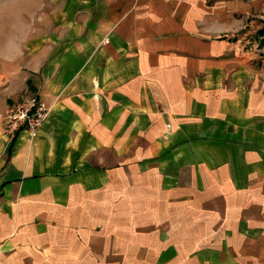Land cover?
Listing matches in <instances>:
<instances>
[{"label":"crops","instance_id":"0c3cea01","mask_svg":"<svg viewBox=\"0 0 264 264\" xmlns=\"http://www.w3.org/2000/svg\"><path fill=\"white\" fill-rule=\"evenodd\" d=\"M19 7L3 17L19 25L4 33L19 30L0 74V264L41 263L48 251L53 262L77 256L84 264L82 240L99 232L83 218L85 201L99 197L117 210L127 158L187 160L205 185L232 190L264 173V80L250 79L248 65L228 58V41L201 27L204 14L219 31L232 27L236 12H259L261 30L264 0H22ZM28 92L46 103L47 118L36 137L22 130L10 139L4 118ZM105 152H114V165L101 163ZM87 250L89 263L105 256ZM228 253L218 259L240 262Z\"/></svg>","mask_w":264,"mask_h":264},{"label":"rangeland","instance_id":"374dc122","mask_svg":"<svg viewBox=\"0 0 264 264\" xmlns=\"http://www.w3.org/2000/svg\"><path fill=\"white\" fill-rule=\"evenodd\" d=\"M216 1L203 0V3L214 5ZM20 2L0 0L3 75L7 73L2 72L9 39L19 30H13L19 26L17 23L4 24L3 17L18 14ZM261 14L236 12L230 18L233 25L229 30H216L218 25L206 14L201 22L205 35L219 34V39L228 41V58L233 63L248 65L250 79L254 80H264V38L256 21ZM10 26L12 29L4 33L3 27ZM155 26L164 35L160 30L164 25ZM207 37L204 43L210 42V36ZM10 83L17 86L16 80ZM0 89L4 92L2 84ZM29 95L30 92L23 96ZM101 154V163L117 162L114 152ZM164 159L159 154L150 163L143 156L138 165L129 163V158L122 163L119 169L123 198L117 210L108 202L102 204L99 197L85 201L83 218L90 219L92 229L99 232L82 240L84 264H234L228 257L223 262L218 259L228 252L240 260L235 264H264V173L241 189L232 190L205 185L206 177L201 172H196V177L192 174L190 161L161 162ZM149 169L158 176H152ZM88 246L92 252H104L105 256H92L89 263ZM48 252L41 263L24 264H68L66 256L53 262ZM80 260L83 257L76 256V261L69 264H83Z\"/></svg>","mask_w":264,"mask_h":264},{"label":"built area","instance_id":"2783aa9c","mask_svg":"<svg viewBox=\"0 0 264 264\" xmlns=\"http://www.w3.org/2000/svg\"><path fill=\"white\" fill-rule=\"evenodd\" d=\"M105 42L109 43V39H105ZM48 112V106L39 96L35 94L26 96L8 108L3 121L4 131L10 139L16 137L22 130L36 137Z\"/></svg>","mask_w":264,"mask_h":264},{"label":"trees","instance_id":"16d2710c","mask_svg":"<svg viewBox=\"0 0 264 264\" xmlns=\"http://www.w3.org/2000/svg\"><path fill=\"white\" fill-rule=\"evenodd\" d=\"M260 33L264 34V27L260 30Z\"/></svg>","mask_w":264,"mask_h":264}]
</instances>
